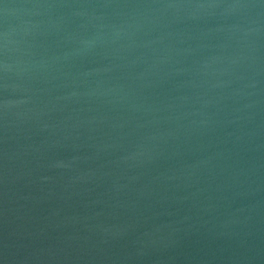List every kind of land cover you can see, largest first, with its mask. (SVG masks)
Masks as SVG:
<instances>
[{
  "label": "water",
  "instance_id": "obj_1",
  "mask_svg": "<svg viewBox=\"0 0 264 264\" xmlns=\"http://www.w3.org/2000/svg\"><path fill=\"white\" fill-rule=\"evenodd\" d=\"M0 264H264V0H0Z\"/></svg>",
  "mask_w": 264,
  "mask_h": 264
}]
</instances>
